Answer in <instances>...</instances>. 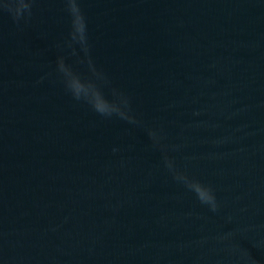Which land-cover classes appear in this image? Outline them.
I'll return each mask as SVG.
<instances>
[{"label": "water", "instance_id": "95a60500", "mask_svg": "<svg viewBox=\"0 0 264 264\" xmlns=\"http://www.w3.org/2000/svg\"><path fill=\"white\" fill-rule=\"evenodd\" d=\"M0 264H264V0H0Z\"/></svg>", "mask_w": 264, "mask_h": 264}]
</instances>
